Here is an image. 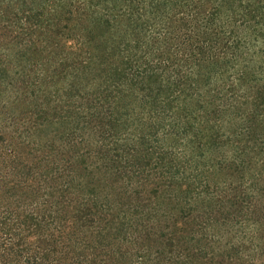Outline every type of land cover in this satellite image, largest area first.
Here are the masks:
<instances>
[{"label": "trees", "instance_id": "1", "mask_svg": "<svg viewBox=\"0 0 264 264\" xmlns=\"http://www.w3.org/2000/svg\"><path fill=\"white\" fill-rule=\"evenodd\" d=\"M0 264H264V0H0Z\"/></svg>", "mask_w": 264, "mask_h": 264}]
</instances>
